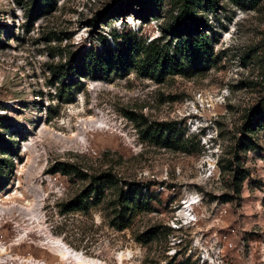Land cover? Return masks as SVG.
I'll use <instances>...</instances> for the list:
<instances>
[{
  "label": "rangeland",
  "instance_id": "1",
  "mask_svg": "<svg viewBox=\"0 0 264 264\" xmlns=\"http://www.w3.org/2000/svg\"><path fill=\"white\" fill-rule=\"evenodd\" d=\"M190 1L216 39L205 72L159 81L133 70L65 92L53 66L112 42L111 32L181 40L167 27L183 0L145 12L133 3L117 16L122 0H50L34 18L37 0H0V157L11 164L0 264H68L52 252L62 244L104 264H264V127L247 133L264 107V0ZM161 121L177 127L186 151L144 135L146 122ZM233 163L248 170L239 191ZM104 173L114 182L101 203L65 210ZM116 186L145 199L124 230L110 223Z\"/></svg>",
  "mask_w": 264,
  "mask_h": 264
},
{
  "label": "trees",
  "instance_id": "2",
  "mask_svg": "<svg viewBox=\"0 0 264 264\" xmlns=\"http://www.w3.org/2000/svg\"><path fill=\"white\" fill-rule=\"evenodd\" d=\"M37 1L30 10L32 18L41 12L44 13L45 7L50 4V0ZM127 1L129 3H126ZM154 1L122 0L113 15L124 14L131 9L133 3L140 5L139 12H145ZM175 8L176 15L170 20L167 28L174 38L181 40L174 44L163 42V37L146 41L132 32L120 34L116 31L111 32L112 42L103 37L100 48L82 49L70 55L64 63L54 65L53 72L56 79L65 88V92H72L79 89L85 79L109 80L111 76L127 75L133 70L143 77L159 81L167 75L193 76L205 72L216 61L213 46V41L216 39L203 32L207 23L199 15L193 1L183 0ZM252 116L247 123L249 126L247 133L264 127V107L256 109ZM142 131L148 139L157 144L179 151L187 149L180 131L169 122H146ZM242 144L243 149L247 150L254 145V142L245 134ZM4 145L6 141L0 138V147ZM9 149L12 155H19V147L9 146ZM238 163L236 166L234 163L231 164L229 170L233 176V183L239 191L248 170ZM9 166H11L9 160L0 157V190L4 187L3 172ZM107 182H114L111 173L95 177L87 189L64 205L65 210L86 211L98 205L105 197L104 186ZM144 205L145 199L136 188L125 190L124 187L116 186L110 216L111 225L120 230L128 228Z\"/></svg>",
  "mask_w": 264,
  "mask_h": 264
},
{
  "label": "bare ground",
  "instance_id": "3",
  "mask_svg": "<svg viewBox=\"0 0 264 264\" xmlns=\"http://www.w3.org/2000/svg\"><path fill=\"white\" fill-rule=\"evenodd\" d=\"M25 151L27 152L28 148H26ZM62 245H63L62 247L57 246V248L56 247L52 248V252L55 255H57L59 258H61V260L65 261L68 264H104L102 263V261L100 262L94 257L84 256L80 252L69 249L67 245L64 244ZM0 251L3 252L4 249L0 247ZM23 261L24 263L33 262V260H28V259L27 260L24 259ZM34 264H46V263L42 261H37Z\"/></svg>",
  "mask_w": 264,
  "mask_h": 264
}]
</instances>
